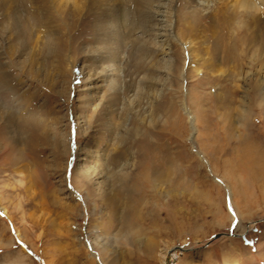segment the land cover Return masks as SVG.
<instances>
[{
	"label": "rangeland",
	"instance_id": "374dc122",
	"mask_svg": "<svg viewBox=\"0 0 264 264\" xmlns=\"http://www.w3.org/2000/svg\"><path fill=\"white\" fill-rule=\"evenodd\" d=\"M29 1L0 9V264H264V46L247 38L264 43V10L227 25L215 0H165L163 44L164 0Z\"/></svg>",
	"mask_w": 264,
	"mask_h": 264
},
{
	"label": "bare ground",
	"instance_id": "6f19581e",
	"mask_svg": "<svg viewBox=\"0 0 264 264\" xmlns=\"http://www.w3.org/2000/svg\"><path fill=\"white\" fill-rule=\"evenodd\" d=\"M7 1V0H6ZM6 1H4V0H0V9H3V10H12V8L10 7V0H9V2H6ZM34 1H37V3L39 2V0H34ZM57 1H59L58 3L60 4V7H61V9L63 10V9H65L67 6H69L70 5V7L68 8V10H71V11H73L72 9H73V3H74V1L75 0H57ZM165 1V0H164ZM209 1V0H208ZM207 0H195V3H196V5H197V7L198 6H201L202 8H204V9H209V8H211V4L210 3H212L211 2V0H210V2H208ZM216 2H214L213 4L215 5V8H214V12H216V14H218V13H220V15H222L223 16V18L225 17L226 19H227V21H226V23H227V25H229V23H231V20L234 18V16L239 12V11H241V13H250L251 15L253 14L254 16H252V17H255V15H257V12H259L261 9H263L264 10V0H215ZM29 2H31V4H33L34 5V3L32 2V0H30ZM136 2V4L138 5V6H145V4H146V2H144V4H141V5H139L138 3H140V2H142V0H134V3ZM25 3V2H24ZM36 5H38V4H36ZM196 7V6H195ZM194 7V8H195ZM35 8V7H34ZM33 8V9H34ZM38 8H40V7H38ZM200 8V7H199ZM198 8V9H199ZM81 9V8H80ZM153 12H151V14H153V18L155 19V16H157V17H159L160 19H156V20H153V21H156V24H158V23H160V26H158V28H159V31L162 33V34H164V35H162V34H156V33H154L153 34V36H155L156 38L157 37H161V36H169V39H163L162 40V43L164 44H166V40H168L169 41V43L171 42V41H173V37L171 36V34H170V30H171V10L169 11V7H168V5H167V3H166V1H165V3H163V4H161V3H157V4H155L154 6H153ZM218 9V10H217ZM41 10V9H40ZM40 10H38V11H40ZM203 11H205V10H203ZM62 13H63V11H61ZM33 13H35V12H33ZM62 13H61V15H62ZM208 13V12H207ZM240 13V14H241ZM35 14H38V13H35ZM215 13H214V15H216ZM122 15V14H121ZM124 15V14H123ZM244 15V14H243ZM242 15V16H243ZM247 15V14H246ZM246 15H245V17H246ZM250 15V16H251ZM60 16V15H59ZM173 16V15H172ZM207 16H208V14H207ZM248 16L249 15H247V18H248ZM259 16V15H258ZM261 16V15H260ZM18 18L19 17H15L14 18V22H13V24L15 25V27L16 28H18L17 30H18V33L20 32V34L19 35H23L24 34V32H26L27 33V30H29V29H31V28H29V26L28 25H26V24H24V23H22V22H20V20L18 21ZM186 17H184V15H182L181 17H180V20H179V22H181V23H184V22H182L184 19H185ZM209 18V17H208ZM207 18V19H208ZM257 18V17H256ZM259 18V17H258ZM206 19V20H207ZM210 19H212V18H210ZM210 19H208L209 21H210ZM178 20V19H177ZM222 20V19H221ZM98 21H99V19H98ZM116 21V20H115ZM177 22V21H176ZM211 22V21H210ZM257 19H256V21H255V26L253 27L255 30H257V33H258V35L261 33L260 32V29H259V25H261V23H259V22H257ZM162 23V24H161ZM216 23V22H215ZM218 23V22H217ZM223 23V22H222ZM225 23V22H224ZM250 23V22H249ZM117 24H119V23H117ZM116 24V25H117ZM155 24V25H156ZM191 24V23H190ZM190 24L189 25H187V22L185 21V26H187V31L189 30L190 31V29H191V26H190ZM235 24V23H234ZM254 24V23H253ZM105 25V24H104ZM222 25V24H221ZM220 25V26H221ZM225 25V24H224ZM247 25H248V23H247ZM247 25H246V27H247ZM250 25V24H249ZM181 26V25H180ZM213 26V25H212ZM215 26H218V25H215ZM118 27V26H117ZM120 27V26H119ZM155 27V26H154ZM226 27L227 26H225V29H226ZM238 27V26H237ZM240 27V26H239ZM21 28H23L22 30H23V32H21ZM194 28V27H193ZM212 28V33H213V35H214V37H216V35L215 34H217L218 32H220V31H215V28L214 27H211ZM219 28V27H218ZM220 29V28H219ZM154 30H156L157 31V29H155L154 28ZM261 30H262V33H261V35L263 34V36H264V24H262L261 25ZM226 31V30H225ZM252 31V30H251ZM254 31V30H253ZM223 32V31H222ZM226 33V32H225ZM256 33V34H257ZM29 34V33H28ZM228 34V33H227ZM250 34V33H249ZM30 35V34H29ZM218 35H220L219 33H218ZM232 35V34H231ZM31 36V35H30ZM186 36V35H185ZM154 37V38H155ZM164 37V38H165ZM228 37V36H227ZM20 38V37H19ZM27 38V37H26ZM154 38H153V40H154ZM221 38V37H220ZM234 38V37H233ZM247 38H250V39H248L249 41H251V42H253V43H256V44H259V45H262V46H264V43H262L260 40H261V38H259L257 35L255 36H253L252 35V32H251V35H249V36H247ZM247 38L245 39V37L243 38V39H245V40H247ZM28 39V38H27ZM31 39V38H30ZM219 39V38H218ZM225 39H226V36H225ZM236 39V38H235ZM36 40V39H35ZM224 40V39H223ZM222 40V41H223ZM227 40V39H226ZM225 40V41H226ZM232 40V42L234 41L233 39H231ZM242 40V39H241ZM247 40V41H248ZM262 40H264V38H262ZM29 41H31V40H29ZM48 41L49 42H51L52 41V37H49L48 38ZM193 40H191V39H189L188 40V44L189 45H193V42H192ZM218 41H220V40H218ZM221 41V42H222ZM48 42V43H49ZM216 42V41H215ZM259 42V43H258ZM25 43V42H24ZM32 43H35L34 41H32ZM154 43V42H153ZM152 43V44H153ZM234 43H236L235 41H234ZM47 44V43H46ZM163 44H162V47H163V49H164V46H163ZM215 44V43H214ZM224 44V43H223ZM226 44V43H225ZM218 45V44H217ZM230 45V44H229ZM228 45V46H229ZM226 46V45H225ZM34 46H32V48H33ZM151 46L149 45V46H147V48H150ZM193 47V46H192ZM222 47H223V45H222ZM55 48V47H54ZM215 48V47H214ZM228 48V47H227ZM168 50H170V48H167ZM166 49V50H167ZM33 50V49H32ZM216 50H218V49H216ZM233 50V49H232ZM215 51V50H214ZM260 51H262L261 49H260ZM162 53L163 54H165L164 55V57H166V55H168V53H167V51L166 52H164L163 50H162ZM204 54H205V58L203 59L204 60V64L207 62V64L208 65H210V66H212V67H214V68H211V70H213V71H217V73H220V74H222L223 73V70H220L221 68H219L218 66L217 67H215V66H213V64H214V62H213V57H214V52H213V50H210V51H208V48L207 47H205V49H204ZM217 55V54H216ZM197 55H195V57H196ZM240 57V56H239ZM167 60L169 61L170 60V57H167ZM207 64H205V66L207 65ZM95 71H93V73H94ZM97 72V71H96ZM102 72H104L103 71V69L100 71V72H98V74H100V73H102ZM106 72V71H105ZM93 73H91V75H89V79H90V81L92 80V78L91 77H93L92 75H93ZM211 74L213 73V72H210ZM237 75V74H236ZM7 79V78H6ZM88 79V80H89ZM11 82V81H10ZM6 83V82H5ZM219 99V98H218ZM222 100V99H221ZM220 102V101H219ZM226 102V101H225ZM228 102V101H227ZM222 103V102H221ZM8 109H10L9 110V113L7 112L6 114H5V116H4V118H3V121L4 122H6V124L7 125H11V123L13 124V122H15V119H17V117L15 118L14 117V113H12L11 112V108L9 107ZM230 109V108H229ZM3 114V113H2ZM222 114V113H221ZM16 116V115H15ZM220 116V115H219ZM231 117H232V115H231ZM2 118V117H1ZM224 119H226V117L224 118ZM22 122H26L27 124L28 123H30L31 125H33V127H34V125L35 126H37L38 127V129H41V128H43V122H42V120L40 119V118H38L37 116H33V114H28V116H25V118H23V120H22ZM24 124V123H23ZM9 125V126H10ZM30 127V126H29ZM32 128V127H31ZM33 129V128H32ZM12 136V135H11ZM120 138V137H119ZM13 139V138H12ZM122 141V140H121ZM34 143H35V141H34ZM121 143V142H120ZM7 147V146H6ZM6 147H5V149H6ZM9 147V146H8ZM80 150V149H79ZM74 153H76V150L75 151H73ZM78 152V151H77ZM16 153V152H15ZM19 154H21V153H19ZM75 155V154H74ZM18 157H20L19 155H17ZM167 171V170H166ZM108 173H106V175H104L103 176V178H104V181H107V184H108V186H107V188H111L112 189V187H116L117 186V184H120V180L122 179V177H120V175L118 176L117 175V172L115 173V172H109V171H107ZM82 175L83 176H85L84 174V171H82ZM127 173V172H126ZM166 173V172H165ZM163 175V174H162ZM166 175V174H165ZM167 176V175H166ZM156 176H154V178H155ZM160 177H161V175H160ZM167 177H169V176H167ZM85 178V177H84ZM157 178V177H156ZM156 178H155V180H156ZM166 178V177H165ZM110 180V181H109ZM111 180H112V182H111ZM165 180H167V179H165ZM169 181H170V179H168ZM151 181H152V179H151ZM157 181V180H156ZM155 181V182H156ZM170 184V183H169ZM106 190V189H105ZM90 194H92V192L90 193ZM95 194V193H94ZM95 197V196H94ZM106 199H108L109 201H110V204L112 205V214L114 213L115 214V212H117V206H118V201H116V199L115 198H113V196H110L109 195V197H107ZM108 201V202H109ZM105 203V202H104ZM106 203H107V201H106ZM118 215V214H117ZM123 228V230H120V234H122V233H126V234H128V233H130V231H128V229H131V226H130V224L127 222L125 225H123L122 227H121V229ZM137 228V227H136ZM136 228H133L134 230H132L131 229V231L132 232H134V233H137V232H139L140 230H138V229H136ZM126 230V231H125ZM132 234V233H131ZM137 235V234H136ZM186 250H188V249H186Z\"/></svg>",
	"mask_w": 264,
	"mask_h": 264
},
{
	"label": "water",
	"instance_id": "95a60500",
	"mask_svg": "<svg viewBox=\"0 0 264 264\" xmlns=\"http://www.w3.org/2000/svg\"><path fill=\"white\" fill-rule=\"evenodd\" d=\"M177 249H178L179 251H187L186 249L182 248L181 246H180V247H177ZM189 250H191V249H188V251H189Z\"/></svg>",
	"mask_w": 264,
	"mask_h": 264
}]
</instances>
